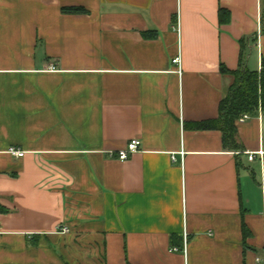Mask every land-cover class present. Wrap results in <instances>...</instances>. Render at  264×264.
<instances>
[{"label":"crops","instance_id":"crops-1","mask_svg":"<svg viewBox=\"0 0 264 264\" xmlns=\"http://www.w3.org/2000/svg\"><path fill=\"white\" fill-rule=\"evenodd\" d=\"M262 10L0 0V264H264V111L237 122L238 148L190 125L219 116L221 64L261 70Z\"/></svg>","mask_w":264,"mask_h":264},{"label":"trees","instance_id":"trees-1","mask_svg":"<svg viewBox=\"0 0 264 264\" xmlns=\"http://www.w3.org/2000/svg\"><path fill=\"white\" fill-rule=\"evenodd\" d=\"M64 12L86 13L88 10L83 6H64ZM229 10L220 8V22L229 20ZM261 31L264 41V0L261 16ZM243 48L245 40L241 39ZM264 48V43H263ZM222 73H232L234 81L229 86L222 98L219 107V116L213 119L192 122L190 125L195 129H219L223 133V141L226 147L238 148L237 119L243 113L253 114L260 108L264 111V56H262L261 70H251L242 65V68L231 70L221 64ZM5 208L0 205V211Z\"/></svg>","mask_w":264,"mask_h":264},{"label":"built area","instance_id":"built-area-1","mask_svg":"<svg viewBox=\"0 0 264 264\" xmlns=\"http://www.w3.org/2000/svg\"><path fill=\"white\" fill-rule=\"evenodd\" d=\"M176 27H177L178 30H180V22L179 21H178ZM256 36H257V41H258L257 42V45H258L259 49H262L263 48V34H262V31H261V27H260V29H258V32H257V35ZM173 61L178 64L179 69L181 71V63H182L181 55L176 56L173 59ZM250 117H251V114L250 113H243L237 119V122H243V121H245L246 119H248ZM140 147H141V140L140 139H137V138H134L131 141H129L124 148L119 149L118 151H111L110 153L112 155L117 154L118 157L121 160H127V159H129V157L133 153H135L136 151H138L140 149ZM9 152L12 153L15 156H18V157L24 156L26 154V151L23 150V149H21L18 146H11L9 148ZM255 155H256V153L251 152L250 155H249L250 159H254L255 158ZM58 231L59 232H62V233H68V232H70V227L67 224H65V223H60L58 225ZM186 243L187 242L185 240V245H184V251L185 252L187 251V244ZM175 249H178V248H175Z\"/></svg>","mask_w":264,"mask_h":264}]
</instances>
